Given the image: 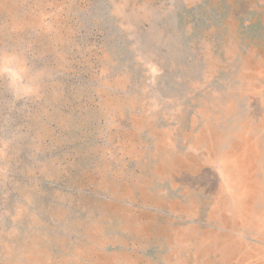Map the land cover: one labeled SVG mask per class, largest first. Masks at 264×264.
<instances>
[{"label": "rangeland", "instance_id": "1", "mask_svg": "<svg viewBox=\"0 0 264 264\" xmlns=\"http://www.w3.org/2000/svg\"><path fill=\"white\" fill-rule=\"evenodd\" d=\"M0 264H264V0H0Z\"/></svg>", "mask_w": 264, "mask_h": 264}]
</instances>
